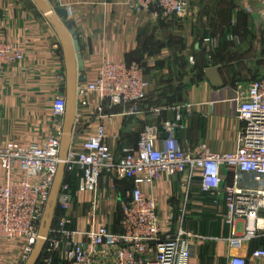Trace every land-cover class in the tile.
Returning a JSON list of instances; mask_svg holds the SVG:
<instances>
[{"label": "built area", "instance_id": "built-area-1", "mask_svg": "<svg viewBox=\"0 0 264 264\" xmlns=\"http://www.w3.org/2000/svg\"><path fill=\"white\" fill-rule=\"evenodd\" d=\"M129 2L136 11L151 12L156 19L182 16L190 6V0ZM253 2L260 8L247 4L245 9L264 15V0ZM228 37L239 42L233 34ZM218 40L219 34L205 37L203 45L215 50ZM23 61L21 51L0 39V79L7 66ZM80 84L79 105L90 107V96L95 95L94 112L98 119L95 132L80 147L71 143L62 159L65 89L53 100L55 127L46 142L26 146L11 142L0 146V165L5 172L0 187V242L18 245L14 264H27L33 253L61 162L66 165L67 178L64 177L59 192L57 214L42 254L44 264H53L57 254L63 256L65 264H182L187 261L191 256L189 238L193 235L181 227L173 229L171 222H162L157 199L144 191L163 175L184 172L190 179L200 172L204 192L224 190V219L230 229L226 241L232 249L245 252L231 255L228 264H249L248 256L264 258V245L252 249L254 242L264 241V77L239 87L236 99L242 128L238 148L217 152L203 144L196 155L176 138L179 121L165 125L163 131L157 125H147L140 132L136 146H126L120 154L106 142V124L114 116V108H120V113L127 117L144 116L146 110L152 115H161L162 108L145 103L148 82L144 62L104 59L96 67L94 80ZM17 166L27 178L15 176ZM223 170L232 176L231 183L225 186ZM105 174L133 182V188L120 200L119 230L98 221L97 192ZM77 180L83 190L96 194L91 200L89 226L85 229L75 228L74 217L70 215Z\"/></svg>", "mask_w": 264, "mask_h": 264}, {"label": "crops", "instance_id": "crops-1", "mask_svg": "<svg viewBox=\"0 0 264 264\" xmlns=\"http://www.w3.org/2000/svg\"><path fill=\"white\" fill-rule=\"evenodd\" d=\"M49 1L56 9L70 10L66 24L80 40V53L85 63L84 69L79 72L80 85L94 80L96 67L104 59L144 62L147 66L146 78L147 75L149 78L157 75L153 71L163 72L162 57L158 52H152L153 47L148 38L152 29L158 28L154 26L158 19L151 12L136 11L129 0ZM25 2L0 0V39L12 44L24 55V61L7 66L0 79V146L11 142L25 146L46 142L55 127L53 100L57 93L66 89L65 60L59 35L54 26H49L47 16L33 5L27 7ZM232 34L241 43L239 35ZM233 64L209 65L208 68L220 70L225 82L221 88L210 84L204 66L198 70L196 84L156 88L154 91L157 97L148 98L145 103L162 108L160 116L146 110L144 116L127 117L120 113V109L114 110V116L106 124V142L120 154L122 148L136 146L140 132L147 125H157L163 131L165 125L179 121L176 138L195 155L200 152L203 144L212 151H235L242 128L236 99L239 87L243 82L264 75L247 80L252 74L247 73L240 62ZM248 69L253 71L254 67L248 66ZM177 95L186 97L180 102H172V97ZM90 100V107H78L71 141L77 147L97 127L95 95L92 94ZM196 174V178L193 177L195 179H190L186 172L174 176L163 175L152 187H145L144 191L157 199L162 222H171L173 229L181 227L193 235L189 238L191 256L182 264H228L231 255H242L245 252L232 249L226 241L230 229L224 219V190L204 192L201 173ZM15 176L27 178L18 166ZM223 176L226 177L224 186L231 183L232 176L227 170H223ZM4 180L5 172L0 165V187ZM116 181L129 183V186L121 188ZM99 186L105 190L111 188L115 194L109 203L98 198V221L107 223V215H100V212L109 210L111 216L114 214L115 219L118 217V222L120 200L133 188V182L116 180L111 174H105ZM74 187L78 205L74 217H78L82 224L84 221L81 219L86 220V227L81 224L77 226L85 229L89 225L88 213L93 197L81 188L80 181L74 182ZM81 214L83 217L79 218ZM261 245H264V241H256L252 249ZM17 253L16 243L0 242V264H14ZM248 263L264 264V258L248 256Z\"/></svg>", "mask_w": 264, "mask_h": 264}, {"label": "rangeland", "instance_id": "rangeland-1", "mask_svg": "<svg viewBox=\"0 0 264 264\" xmlns=\"http://www.w3.org/2000/svg\"><path fill=\"white\" fill-rule=\"evenodd\" d=\"M26 1L27 7L33 5L37 10L33 0ZM247 4L260 8L259 4L253 2V0H190L189 9L182 16L177 15L158 19L154 25L158 28L152 29L153 32L152 34L149 33L148 38L153 47L152 52L159 53L162 57L161 64H164V66L161 73L153 71L154 74H157L154 77L149 78L147 75L148 98L155 99L157 97L154 91L156 88H162L163 86L186 87L190 84H196L198 82V70L205 65L215 63H234L233 65H235L236 62H240L246 72L252 74L247 80L263 76L264 15L257 10H246L245 6ZM232 21H235L233 26ZM50 25L53 26L51 22H49ZM230 33L239 35L241 43L231 40L228 37L231 35ZM217 34H219L217 48L208 50L203 45L204 38L216 36ZM248 66H253L254 70L250 71ZM172 77H175V79L171 80ZM185 97L184 95H177L172 97L171 101L180 102ZM74 145L76 146V143ZM116 183H119L118 186L121 188L129 186V183L123 181H116ZM99 187L97 192L99 200L104 202L106 200L109 203L114 191L111 188L105 190L101 186ZM90 194L92 197L96 195L93 192H90ZM76 203L75 199L73 209L70 212L73 217L78 208ZM101 214L107 215V223L111 228H117L119 224L117 222L118 217L115 219L114 214L111 216L109 210L102 211ZM83 215H79V218H82ZM74 220L75 228H79L77 226L81 225L83 227L87 226L85 219H81V221H84L83 224L82 222L79 223L78 217H74ZM40 260L43 263L42 256ZM53 264H65L63 256L57 254L54 257Z\"/></svg>", "mask_w": 264, "mask_h": 264}, {"label": "water", "instance_id": "water-1", "mask_svg": "<svg viewBox=\"0 0 264 264\" xmlns=\"http://www.w3.org/2000/svg\"><path fill=\"white\" fill-rule=\"evenodd\" d=\"M39 11L48 17L55 27L63 47L66 70V113L63 121V140L61 157L64 159L69 151L71 141L74 135V129L78 118V94H79V72L84 69L85 63L81 56L80 40L75 31L68 28L66 21L69 18L67 8H55L49 0H33ZM205 76L210 84L215 88H221L225 85L224 79L218 68H207ZM66 165L61 162L53 184L49 203L39 228L38 240L33 253L27 264H38L51 228L54 223V217L57 209L59 192L65 177Z\"/></svg>", "mask_w": 264, "mask_h": 264}, {"label": "trees", "instance_id": "trees-1", "mask_svg": "<svg viewBox=\"0 0 264 264\" xmlns=\"http://www.w3.org/2000/svg\"><path fill=\"white\" fill-rule=\"evenodd\" d=\"M145 66H146V64H145ZM146 67H147V66H146ZM204 67H205V68H208L209 65H205ZM147 100H148V98H147ZM116 109H120V108H114L113 111L116 110ZM65 178H67L66 175H65ZM56 210H57V209H56ZM55 214H57V211H56ZM115 230H119V224H118L117 228H115ZM38 264H44V263H41V260H40V261L38 262Z\"/></svg>", "mask_w": 264, "mask_h": 264}]
</instances>
